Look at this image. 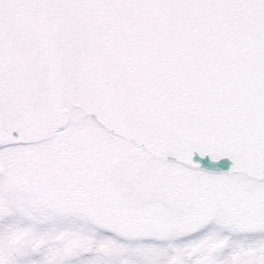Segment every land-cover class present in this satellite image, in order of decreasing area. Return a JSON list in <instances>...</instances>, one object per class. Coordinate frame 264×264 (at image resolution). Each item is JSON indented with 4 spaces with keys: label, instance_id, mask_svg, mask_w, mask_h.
Here are the masks:
<instances>
[{
    "label": "water",
    "instance_id": "95a60500",
    "mask_svg": "<svg viewBox=\"0 0 264 264\" xmlns=\"http://www.w3.org/2000/svg\"><path fill=\"white\" fill-rule=\"evenodd\" d=\"M64 1L67 8L68 0ZM12 3L15 4L12 0H0V16L5 15L2 9H6V4L9 6ZM112 4L116 7L110 15L104 12L95 22L99 19L106 20L109 16L115 21L112 15L118 9H123L126 17L120 19V14H124L119 12L117 18L120 20L114 26H107L99 34L91 33L95 26L89 24L86 32L92 35L89 38L93 50L92 61H85L87 67L81 72H75L72 65L73 62L80 65L79 62L61 59L53 48L40 51L36 56L31 47L34 42L31 37L39 34L42 26L48 27L51 24L61 28V25H70L87 39L85 28L81 24H75L81 18V7L65 9L57 4L56 10L49 5L46 15L35 17V28L31 27L27 35L30 39H26L20 46L22 51L30 53V57L26 56L24 61L19 58L20 63L15 67L8 66V58L19 54V50L14 53L2 50V136H28L33 133L43 135L44 132L49 134L59 123L55 118L57 108L54 102L52 107L46 106L47 95L59 97L61 94L75 104H80L83 100L85 103L95 99L94 96H98L104 89L103 75L117 80V72L112 71L109 64L115 63L114 53L123 49V42L118 44L117 37L113 35L124 29L129 36L136 34L138 42L142 40L144 45L151 42L146 49L147 58L144 50L141 53L136 50L138 58L135 61L127 58L124 60L125 64L131 62V67L141 77H154L160 86L162 83L158 80L159 73H162L161 77L168 76L163 89L159 87L158 101L163 99L167 103L166 110L172 113L162 125L169 126V136L179 139L176 153L194 157L192 152H199L200 162L208 167L218 165L219 161L228 162L231 156H226L230 149L228 143L240 152L239 146L243 149L247 145L251 150L252 142L259 137L264 138V131L260 134L264 130V0H114ZM159 9L164 15L158 16ZM54 11L55 14L51 16L50 13ZM212 18V25L208 28V22ZM32 23L34 22L30 20L25 26ZM130 24L132 25L128 26ZM190 24L193 27L190 28ZM124 44L128 46L129 41L124 40ZM22 64V75L19 78L16 72ZM53 64L56 67L51 66ZM64 65L69 67H60ZM136 65L139 66L135 67ZM73 74L80 75L79 81L84 84L82 91L76 94L81 101L72 97L69 92L66 94L68 97L64 96V92L73 87L69 85L73 82L70 79ZM123 78H126L124 89L129 88V84L134 85V79L125 75L121 80ZM98 97L101 101L102 97ZM185 109L194 113L191 120L202 126V133L190 136V127L194 125L182 113ZM175 116L177 119L174 120ZM156 118H160V115ZM162 125H155L159 136L153 142L163 139ZM146 134L149 139L148 132ZM183 141L193 151H186L185 147L178 150ZM234 148L230 150L236 155ZM224 152L227 153L221 156ZM249 154L251 160L247 166L253 167L254 163H259L262 169L260 174L264 175V150L258 154L253 150ZM231 157L235 160L234 156Z\"/></svg>",
    "mask_w": 264,
    "mask_h": 264
},
{
    "label": "flooded vegetation",
    "instance_id": "af4514ba",
    "mask_svg": "<svg viewBox=\"0 0 264 264\" xmlns=\"http://www.w3.org/2000/svg\"><path fill=\"white\" fill-rule=\"evenodd\" d=\"M98 145L103 149L111 147L103 137ZM112 146L116 148L115 143ZM93 167L94 172L104 169L101 164ZM144 175L147 182L156 181L151 185L153 193H142L139 205L122 206L114 213L109 207L68 211L66 203L63 209L68 212L0 218L5 263L46 264L45 257L50 261L55 256L54 264H92L84 249L92 243L90 223L100 228L105 238L101 247L104 264H173L172 250L180 255V264H218L226 244L230 248L224 264L264 261V212L254 211L237 221L243 202L239 195H230L232 200L219 202V217L212 220L211 226L192 235L187 227L207 216L210 203H217L218 198L182 200L181 193L161 181L154 170L148 169ZM125 189L131 190L128 185ZM253 191L258 198L264 195L262 190ZM86 195L83 198L88 203ZM159 199L163 202L154 203ZM237 206L239 212H234L232 208ZM237 222L241 225L236 226ZM19 252L21 258L17 256Z\"/></svg>",
    "mask_w": 264,
    "mask_h": 264
}]
</instances>
